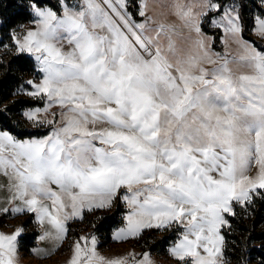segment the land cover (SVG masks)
Returning <instances> with one entry per match:
<instances>
[{
	"label": "snow or ice",
	"instance_id": "snow-or-ice-1",
	"mask_svg": "<svg viewBox=\"0 0 264 264\" xmlns=\"http://www.w3.org/2000/svg\"><path fill=\"white\" fill-rule=\"evenodd\" d=\"M57 4L32 0L33 28L13 34L17 52L33 56L40 73L26 94L59 113L52 120L38 119L48 108L25 113L51 127L40 138L0 130L11 211L35 214L61 241L85 209L122 199L130 211L114 239L175 229L170 252L180 264H223L226 215L264 190V48L244 38L241 5L173 0L178 26L149 15V0L137 5L139 23L131 0ZM205 18L223 30V54L202 30ZM252 30L264 40V16ZM21 232L0 233V264H14ZM97 243L95 235L79 237L68 264H151L148 253L106 258Z\"/></svg>",
	"mask_w": 264,
	"mask_h": 264
},
{
	"label": "trees",
	"instance_id": "trees-1",
	"mask_svg": "<svg viewBox=\"0 0 264 264\" xmlns=\"http://www.w3.org/2000/svg\"><path fill=\"white\" fill-rule=\"evenodd\" d=\"M32 0H0V47L9 46L6 53L0 55V130L9 131L19 139L39 138L50 132V129H29L23 118V111L39 104L25 95L23 91L30 89L27 78L35 71V62L25 53H15L12 33L21 25L33 20L30 3ZM42 4L57 7L55 0H41ZM129 10L138 19L136 10L138 0H131ZM240 12L244 18L243 36L248 41L255 42L259 48H264V43L255 38L250 29L254 24V13L264 16V7L258 0H240ZM213 14H210L212 16ZM206 23L203 30L211 32ZM122 193V192H121ZM114 208L106 212L97 210V218L92 213H85L87 225L94 234H99L101 246L111 243V234L117 227L122 226L121 215L127 213L123 208L121 199L114 202ZM8 213H0V228L5 226L6 218H25L21 223L25 230L19 236V249L29 255L34 253L38 246V237L41 226L37 216L32 213L17 214L8 207ZM235 215H226L228 225L221 228L224 237L223 257L225 264H264V190L254 195L252 202L245 206L233 205ZM67 229L69 226L66 224ZM160 233L157 238L153 232ZM139 239V247L143 253L151 255H164L178 239V231L173 234L167 230L145 229ZM69 236V229L68 235Z\"/></svg>",
	"mask_w": 264,
	"mask_h": 264
},
{
	"label": "rangeland",
	"instance_id": "rangeland-1",
	"mask_svg": "<svg viewBox=\"0 0 264 264\" xmlns=\"http://www.w3.org/2000/svg\"><path fill=\"white\" fill-rule=\"evenodd\" d=\"M55 1L57 2V0H55ZM228 2L231 3V0H228ZM140 3H141V0H138V5ZM172 3H173V0H149L148 14L152 15L155 19H157L161 22L175 23L179 26L180 25L179 19L172 14L173 10L170 7V5ZM236 3L240 5V0H236ZM258 3L264 7V3H262V0H258ZM45 6H48V5H45ZM50 7H52V6H50ZM53 8H55V7H53ZM138 12H139V8L136 10L138 19L135 18L134 14H132V15H133V19L139 23V22H142L144 20V17L139 16ZM258 15L259 14L255 12L254 18ZM212 16H215V14H213ZM212 16H210L209 18H211ZM209 18H205L204 23H206L205 25H207V28L213 33H208L206 31H204L203 28H202V30L204 31V33L207 36L213 38V40H212L213 51L223 54L225 52V44L221 42V37L223 36V30L218 29L215 26H213L211 23H209ZM153 27H155V25H153ZM31 28H33L32 21L25 23V24L21 25L20 27H18L12 33V37H13V34H16L18 36H22L24 33H26V31H28ZM252 29H253V26L250 29L251 34L255 38L261 40L264 43V40H262L258 36H256L253 33ZM180 34L186 35L187 32H186V30H184ZM13 43H14V41H13ZM177 43L180 44V41L177 40ZM14 46H15V43H14ZM228 47L232 49L233 53L235 52L236 45L232 44L230 40L228 41ZM9 49H10L9 46L8 47L7 46L6 47H0V55L6 53L7 50H9ZM14 52L18 53L16 46H15ZM25 54L29 55L33 59V61L35 62V71L32 75H30V77L27 78V81L28 80H37L38 81L40 78V73L38 71V64L35 61L33 56H31L28 53H25ZM31 90H32L31 88L24 90L23 95H25L26 97H28L32 100L38 101L39 104L35 105L34 107L27 108L23 111V118L25 119L26 126H27V128L33 129V130L34 129H41L42 130V129H47V128L51 130V127L48 125L35 126L32 121H29L26 118L25 113H27L29 111H33L35 109L43 110L45 108H48L47 114H44L42 111L41 116L38 117V119L52 120L53 119L52 114L56 113L58 115V113H59V108L57 106L53 105L50 108L48 107V101L46 100V98H44V99H41L39 97L33 98V97L26 94L27 92H29ZM41 137H43V136H41ZM255 173H256V166L253 165L251 168V171L249 172V175H255ZM120 191L123 193L124 190L121 189ZM257 191H258V193L260 192V190H257ZM253 197H252V199H253ZM121 202H122V206H124L123 208H125L127 210V213H123L121 215V218L123 219V224H122V226L117 227L113 230V232L111 234L112 240H111L110 244H108L106 246L100 245L101 244L100 235L95 234V233L93 234L91 232V229L87 225L88 223H86L87 221L85 220L84 215L87 212L92 213V215H93L94 213H96L97 210L106 212L108 210L113 209L114 204L110 208L97 209V210H94L91 212H89V211H87V209H85L81 214L82 218L77 217L75 219L68 221L67 225L69 226V228H68L69 229V236L67 237L65 244H63V246H62L61 250L58 252V254L54 257L49 258V260L42 261V260L33 259L31 256H33L34 253L32 255H29L23 251H22L23 253L18 255V251H21L19 249V241H18L16 243L17 244L16 252L14 254V264H63V263H68L69 260L71 259L72 253H73L74 242L81 236H91V235H95L97 237V241H98L97 251L101 255L105 256L106 258L127 257L130 253H133V254H135L137 260L142 259L144 253L141 251V249L139 247V241H140L139 239L141 238V236L143 234L140 233V235H138L136 237H129V238L123 239V240H117V239L113 238L115 236V234L117 232H119L120 229L126 228V225H127L126 216L129 213L130 209L127 207V205L125 204V202L122 199H121ZM237 205H240V204H237ZM93 216H95L94 218L96 219L99 215L97 216V214H95ZM24 220H26V217L25 218H21V217L16 218V217L10 216V217L6 218V220H5L6 224L2 228H0V233L11 234V233H14L17 229H22L21 234H23L25 232V230L22 228L21 223ZM153 229H155V228H153ZM150 230H152V229H150ZM167 231L169 233L173 234V231H175V229H168ZM152 234H153V236H156L157 238L160 236V233L153 232ZM170 249H171V247L167 250V252L164 255H157V254L151 255L148 253L151 264H180V262L171 254ZM221 250H222V256H223V245H222ZM16 254H17V256H16ZM223 264H225L224 257H223Z\"/></svg>",
	"mask_w": 264,
	"mask_h": 264
},
{
	"label": "crops",
	"instance_id": "crops-1",
	"mask_svg": "<svg viewBox=\"0 0 264 264\" xmlns=\"http://www.w3.org/2000/svg\"><path fill=\"white\" fill-rule=\"evenodd\" d=\"M10 196L11 193L9 191V180L6 176L0 175V208H4V207L8 208L10 206L13 207L15 206L14 203H9ZM37 220L41 226V234L38 237V246L35 248L34 255L31 257L36 260H42V261L49 260V258L56 256L58 252L61 250L63 244H65L67 240L68 231L63 240L57 241L55 239L54 229H51V227L47 224V222L41 224L38 218ZM46 231H49L52 234L45 237L44 239H41V236H43ZM18 237H17V242H18ZM21 253L23 252L18 251V255H20ZM63 264H68V263H63Z\"/></svg>",
	"mask_w": 264,
	"mask_h": 264
}]
</instances>
